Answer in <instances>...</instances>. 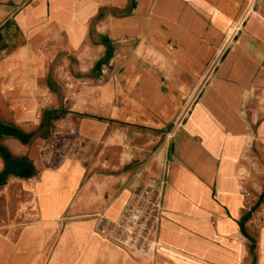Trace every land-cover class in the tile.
<instances>
[{
	"label": "crops",
	"instance_id": "obj_1",
	"mask_svg": "<svg viewBox=\"0 0 264 264\" xmlns=\"http://www.w3.org/2000/svg\"><path fill=\"white\" fill-rule=\"evenodd\" d=\"M263 199L264 0H0V264H264Z\"/></svg>",
	"mask_w": 264,
	"mask_h": 264
},
{
	"label": "built area",
	"instance_id": "obj_2",
	"mask_svg": "<svg viewBox=\"0 0 264 264\" xmlns=\"http://www.w3.org/2000/svg\"><path fill=\"white\" fill-rule=\"evenodd\" d=\"M160 210V188L143 184L131 192L117 218L99 215L95 230L104 238L132 250L148 253L153 249L152 234L158 225ZM259 216L264 219V199Z\"/></svg>",
	"mask_w": 264,
	"mask_h": 264
},
{
	"label": "rangeland",
	"instance_id": "obj_3",
	"mask_svg": "<svg viewBox=\"0 0 264 264\" xmlns=\"http://www.w3.org/2000/svg\"><path fill=\"white\" fill-rule=\"evenodd\" d=\"M19 187V186H18ZM19 190L17 191V197H16V219H22L23 218V203H24V196L22 197L21 194H23V190L18 188ZM28 196V195H27ZM8 216L7 213L0 214V219H6Z\"/></svg>",
	"mask_w": 264,
	"mask_h": 264
}]
</instances>
